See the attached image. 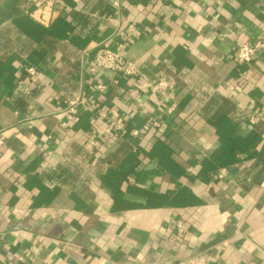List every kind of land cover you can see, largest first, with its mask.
Returning a JSON list of instances; mask_svg holds the SVG:
<instances>
[{"label":"crops","instance_id":"crops-1","mask_svg":"<svg viewBox=\"0 0 264 264\" xmlns=\"http://www.w3.org/2000/svg\"><path fill=\"white\" fill-rule=\"evenodd\" d=\"M113 1L0 0V264H264V0ZM103 40L137 76L89 70Z\"/></svg>","mask_w":264,"mask_h":264},{"label":"built area","instance_id":"built-area-1","mask_svg":"<svg viewBox=\"0 0 264 264\" xmlns=\"http://www.w3.org/2000/svg\"><path fill=\"white\" fill-rule=\"evenodd\" d=\"M119 0H114L113 5L118 7ZM123 47L122 44H120ZM264 47V43L258 39L252 41H240L236 53L235 61L239 65L251 64L255 58L256 53L260 48ZM89 70L92 73H101L103 71H112L120 76L125 78H134L139 72V65L131 60H128L122 53L114 51L109 47L107 40L100 41L98 43L97 52L94 59L89 64ZM26 71L30 75H34L36 68L34 66H28ZM175 86V81L173 79L161 77L152 87L153 91L170 89ZM230 90H234L230 84L227 85ZM109 88V84L103 80L97 81L94 85V93H104ZM86 109L95 110L96 105L92 100L84 102L82 96H77L67 102L66 107L64 108L65 112L68 114L70 120H74L82 111ZM173 111L172 106L167 107V112L171 113ZM99 117L107 121L106 129L103 132V136L99 139L97 138V130L93 129L88 133L87 143L90 146L96 145L100 140L106 138L114 137L121 135L125 131V114L116 109H108L107 111H102L99 113ZM252 123L254 120L252 119ZM163 124L162 120L153 119L150 126L158 129L161 128ZM143 128H136L131 131L133 138L141 137L143 133ZM99 140V141H98ZM3 146V141L0 140V148ZM44 166L47 164L44 163ZM227 173L226 168H221L217 172L216 178L223 179ZM178 231L183 233L185 227L180 223L177 225ZM206 256L202 255L197 260H192L191 264H205Z\"/></svg>","mask_w":264,"mask_h":264}]
</instances>
